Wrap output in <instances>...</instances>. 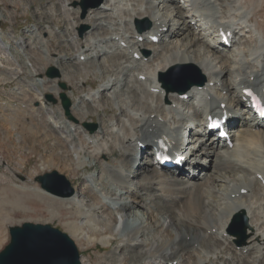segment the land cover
I'll return each mask as SVG.
<instances>
[{
  "label": "bare ground",
  "instance_id": "6f19581e",
  "mask_svg": "<svg viewBox=\"0 0 264 264\" xmlns=\"http://www.w3.org/2000/svg\"><path fill=\"white\" fill-rule=\"evenodd\" d=\"M45 1L40 27L12 42L34 66L54 65L62 78L24 80L13 97L27 102L24 112L34 117L27 134L43 139L28 136L30 145L22 144L26 152L39 154L40 169L68 172L71 163L76 170L101 164L99 176L85 177L84 187L70 197L36 188L62 207L72 206L67 227L87 246L84 253L106 251L104 264H264V119L246 109L244 96L250 89L264 98V30L252 20L256 9L244 0H194L193 5L188 0H101L84 17L80 0ZM33 4L28 0L25 6ZM199 16L208 18L207 30L198 24ZM55 19L64 28L51 26ZM141 20L149 21L148 30L135 27ZM86 24L90 29L77 36ZM51 39L66 43L58 47L74 58L64 50L46 55ZM11 65L10 81L23 67ZM182 66L199 68L203 84L185 93L167 89L165 73ZM32 69L35 75L42 70ZM90 76L99 87L82 93L74 104L78 111L67 113L61 105L54 110L44 101L50 92L62 95V79H78L79 91ZM107 107L122 116L110 118L106 128L99 117L97 132L83 126ZM225 112L233 147L206 131L207 117L222 121ZM187 125L189 143L172 153ZM166 149L173 160L182 158L183 167L157 163L156 154ZM106 156L116 157L113 164ZM241 216L246 239L239 246L231 224ZM95 260L82 257L80 263Z\"/></svg>",
  "mask_w": 264,
  "mask_h": 264
},
{
  "label": "rangeland",
  "instance_id": "374dc122",
  "mask_svg": "<svg viewBox=\"0 0 264 264\" xmlns=\"http://www.w3.org/2000/svg\"><path fill=\"white\" fill-rule=\"evenodd\" d=\"M33 1H35V4H33L34 6L31 5L26 7L25 4L28 2V0H0V99L3 97L6 98V96H10L11 93H14V90L15 92H17L19 89L17 87H19L20 82L24 80L26 81L28 79V81L31 82L35 80V77H38L37 79L44 78L49 80L50 77L47 75V73L50 70H54V73L56 74V76L52 79L55 80L58 78L59 80H61L62 78L61 74L57 72L58 70L54 65H50L48 67H41L40 65L34 66L33 63L30 62V59L24 55L23 50L19 47H16V45L12 42V39L14 41H20L27 36H31V33L29 32L33 31L37 27H40V20H42V18H46L42 11L43 5L46 4V1ZM98 1L99 0H80L78 4L81 5V9L83 11H81L80 13L84 17H87V11L90 8H94ZM255 1L257 0H244V4L248 8L250 7V9L252 8V6L256 9L252 14V20L257 21L260 24V29L264 30V3H256ZM84 7H87L85 11ZM90 18L92 20L94 18L93 15H91ZM141 22V26L143 29H146L149 26V21L147 22L145 20H141ZM54 25H59L60 27L64 28V22L60 20L55 19L52 22L51 26ZM46 26L43 28L44 30L47 29ZM135 26L137 27V25ZM88 29L90 28L87 24L83 25L78 30L77 36L83 37ZM38 38L41 39V35H38ZM43 41H48V39L44 38ZM60 43H62L63 46H65L66 44L63 43V41L61 42L60 39H51V43L48 46V49L44 51L47 52V54H44L48 55L52 53L53 55H56L58 51L64 50L69 58H74V54H72L69 49H61L58 47ZM4 46H8L10 48V55H8ZM36 47L37 45L33 47L34 50L36 49ZM25 52L27 54L26 50ZM13 56L15 57L14 59L12 58L15 67H18L19 64L23 67L22 69H19V76L10 81V75L14 72V69L12 68V65L8 61L7 57ZM57 60H59L58 57ZM33 67L38 71L40 70V68L42 69L45 67V69H42L41 72L39 71V74L37 73L35 75V70L32 69ZM180 68L181 69H178V67H176L169 72H166L163 78L164 81L167 82V84H169L171 88H173V90L177 87L185 85L189 81L201 80V75L199 76L197 71H195L191 77L185 78L184 73L185 71H189L190 68L187 66H182ZM194 69H197L200 74H202L199 68L194 67ZM22 78L24 79L22 80ZM4 79L6 81H4ZM62 80L63 81L60 82L59 87L62 94H65L70 100V109H75L74 111H78L76 110V108L78 109L77 105L74 104L76 101L81 100L80 96L82 95V93H90L92 90H97L100 84L96 77L90 76L89 78L85 79L84 82L80 83V89L78 91V89H76L78 79L74 81L65 79ZM62 84L66 86V89H63L61 87ZM49 98H52V100ZM43 99L54 110L58 105L62 106L59 94L55 95L50 92L48 94H45L43 96ZM12 101L14 102L13 104H16V106H13L11 108L3 107L5 109H2L0 106V252H2L11 241V227L22 226L25 223L50 225L53 228H56L67 234L74 241L81 259L82 257H85V260H88V256H91L92 258L96 259L95 264H104L105 262L103 260V257L107 254V252L92 250L90 253H84V247L87 246L79 243L77 239L78 237L75 236L67 227V224L72 221V206L69 205L67 207H62L60 204H57L60 203V201L50 199L43 195V192L36 191L37 189H41L40 184L36 181L39 176H44L46 174H52L56 172L58 175L64 177L66 183H68V186L63 182V180L57 177L53 178L55 185L59 189L61 188L63 192H68L69 189H72L74 191L73 194H75L77 193V191L81 190L84 187L86 181H88L84 179L85 177H89L93 174L99 176L98 172L101 170V164H97L96 167H87L86 170H76L75 168H77V166L71 163V171L68 172H63L61 168L57 167L49 168L46 166L44 170H42L44 167L40 169L41 162L39 154L26 152L25 149L22 148L25 147L22 144L30 145L31 140H43L40 135L34 136L33 134H27L28 132H31V126L33 124H30L32 121L31 119L34 117H31V115H27L24 112L25 110L26 112H28L29 110L27 108V102H21L14 99V97H12ZM103 101L105 102V100ZM33 106L39 108L40 110L38 103H34ZM19 109H23L21 110L22 112ZM121 114L122 112H117L115 110L113 111L111 110V108L107 107L106 112L98 110L96 115L87 117L83 126H95L96 128L94 130L92 129L89 131L97 132L100 123L99 117L104 118L105 124H103V128H106L110 118L121 117ZM187 127L188 125L186 126V128ZM28 136H30L31 140L28 138ZM19 137H22L23 141H21ZM50 142L51 139L44 142L45 147H48L50 145ZM52 144L53 142L51 143V146H53ZM69 144L70 143L68 142V145ZM106 158H109L108 162L113 164V158L116 157L114 156L112 158L111 156H106L103 159ZM214 161L217 162V159L215 157ZM34 170H39V173L33 175L32 173ZM75 170L77 171L76 175H74L73 173ZM106 186L107 185L105 184V188ZM87 187L88 185L85 186V189H87ZM233 223L231 224L232 234H234L235 232H237L238 234L241 233L242 237L236 236V240L244 241L246 239V228L243 234L242 221L238 222L237 224ZM133 239L134 238L132 236L131 240ZM242 245L243 242L239 244V246Z\"/></svg>",
  "mask_w": 264,
  "mask_h": 264
},
{
  "label": "water",
  "instance_id": "95a60500",
  "mask_svg": "<svg viewBox=\"0 0 264 264\" xmlns=\"http://www.w3.org/2000/svg\"><path fill=\"white\" fill-rule=\"evenodd\" d=\"M101 3L98 1L96 6ZM185 71V78L192 76L193 72L197 69ZM181 69V68H178ZM199 73V72H198ZM47 75L54 78L56 74L54 70H50ZM200 75V74H199ZM194 84H203V79L197 81H189L185 85L177 87L180 93H185ZM66 89L64 84L61 85ZM169 90H173L169 84L165 86ZM52 100V98H49ZM62 106L69 113L71 107L70 100L65 94L60 96ZM94 130L95 126H89ZM60 178L66 183L63 176H59L56 172L39 176L36 181L40 184L41 189L59 197H70L73 195V190L69 189L68 192L58 188L53 178ZM68 186V183H66ZM242 221V232L244 233L246 227V218L241 216L235 220V224ZM242 237V234H238ZM11 241L9 245L0 252V264H81L80 254L74 241L62 231L53 228L50 225H40L25 223L22 226L10 228ZM243 241H239V244Z\"/></svg>",
  "mask_w": 264,
  "mask_h": 264
}]
</instances>
